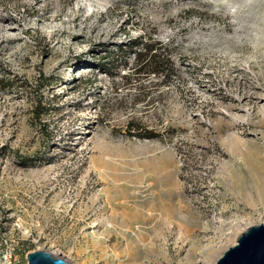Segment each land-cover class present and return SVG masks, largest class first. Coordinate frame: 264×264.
Returning a JSON list of instances; mask_svg holds the SVG:
<instances>
[{"label":"rangeland","instance_id":"rangeland-1","mask_svg":"<svg viewBox=\"0 0 264 264\" xmlns=\"http://www.w3.org/2000/svg\"><path fill=\"white\" fill-rule=\"evenodd\" d=\"M263 222L264 0H0V264H213Z\"/></svg>","mask_w":264,"mask_h":264},{"label":"water","instance_id":"water-1","mask_svg":"<svg viewBox=\"0 0 264 264\" xmlns=\"http://www.w3.org/2000/svg\"><path fill=\"white\" fill-rule=\"evenodd\" d=\"M26 261L27 264H67L64 259L45 251L28 253ZM213 264H264V222L242 231Z\"/></svg>","mask_w":264,"mask_h":264},{"label":"trees","instance_id":"trees-1","mask_svg":"<svg viewBox=\"0 0 264 264\" xmlns=\"http://www.w3.org/2000/svg\"><path fill=\"white\" fill-rule=\"evenodd\" d=\"M129 42L128 48L130 51L135 50L132 57L136 74L146 75L147 77L150 75L154 77L163 76L164 80L169 78L172 74V64L169 58L164 62L158 58L157 50H163L160 42H151L147 38H139ZM163 52H165V50H163ZM163 63H165V68H163ZM168 65L170 66L169 68H167ZM86 80V77L80 78V81Z\"/></svg>","mask_w":264,"mask_h":264},{"label":"bare ground","instance_id":"bare-ground-1","mask_svg":"<svg viewBox=\"0 0 264 264\" xmlns=\"http://www.w3.org/2000/svg\"><path fill=\"white\" fill-rule=\"evenodd\" d=\"M129 199L128 200H130L129 202H132L133 203V205H134V203H136L137 202V200H138V196L135 194V195H133V196H130V197H128ZM134 207V206H133ZM233 243H232V245L235 243V239L232 241ZM53 256H55L54 254H52ZM56 257V256H55ZM116 258V257H115Z\"/></svg>","mask_w":264,"mask_h":264}]
</instances>
